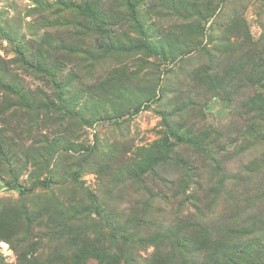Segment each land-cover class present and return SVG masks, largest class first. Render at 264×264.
<instances>
[{"label":"trees","instance_id":"obj_1","mask_svg":"<svg viewBox=\"0 0 264 264\" xmlns=\"http://www.w3.org/2000/svg\"><path fill=\"white\" fill-rule=\"evenodd\" d=\"M232 1L126 0L131 21L140 35L138 38L121 30L123 23L119 22L121 18L114 7L59 2L56 7L59 16H63L65 23L73 30L78 29V39L70 44L61 41L56 47L52 38L44 37L43 41L48 46L45 50L39 48L40 43L35 46L31 41L17 46L20 60L27 68L49 77L54 91L51 95L45 90L27 89L20 82L13 84L11 89L9 83H5V80H9L10 72L3 68L0 84L16 95L20 102L16 111L7 116H4L5 113L16 103L9 100L6 105H0V122L4 126L0 130V173L15 177L9 181L3 180L8 187L18 189L21 194L37 187L50 190L54 205L58 208L48 223L51 239L67 236V244L83 241L81 227L94 220L110 229L111 240L115 244L118 242L117 236L130 245L166 241L170 252L158 255L156 264H163L167 260L181 264L198 263V250L207 243L213 245L212 252L219 256L223 264H236L239 259H244L248 264H264V217H257L250 208H241L229 201L226 211H236L227 217L229 222L221 225V217L217 221L213 218L219 199L216 194L223 188L225 197L234 200L233 183L234 189H238L248 181V186L243 188L247 202L254 196L264 195V162H258L264 160V153L258 151V148L264 147V22L261 24L260 39L253 41L241 13L236 10H231L230 14L223 13ZM67 10L80 16L66 15ZM165 15L182 18L183 21L161 31L156 28L152 18ZM258 16L264 18V2L259 4ZM221 17L227 18L228 23ZM91 30H97L95 37L86 36ZM56 49H63L64 52L51 51ZM131 53H138L141 58L135 60L137 64L155 62H150V58L155 57L179 62L182 66L178 68L182 70H170L173 78H166L159 87L162 79L145 77L149 75V69L128 70L125 65L133 57L129 56L126 60L118 59V66L110 69L105 80H101L102 76H95L98 69L107 71L108 66L104 67L103 63L109 61L110 57ZM204 55L207 56L205 61L202 60ZM68 63H75L76 66L83 63L80 71L94 80L81 81L82 76L75 70L65 75ZM95 65L101 67L95 68ZM118 68V72L126 75L128 81L137 83L133 86L122 84V79L116 74ZM185 80L204 87L206 93H211L213 97L221 96L235 103L236 114L240 119H245L243 125L237 128L235 137L213 128L198 127L195 123L187 124V117H193L198 111V101L189 98L188 101L177 102L174 98L179 94L175 89L177 82ZM53 95L56 99L51 98ZM156 101L168 106L159 110L165 133L159 145L161 151L153 156L154 159L151 158L152 151L148 150L143 162L135 160V165L134 162L128 166L124 162L119 165L114 161L122 159V156L118 157L116 151L101 150L95 143L90 148H84L85 154L77 162H72V157L69 160V155L80 149L71 138L72 134L66 133L74 121L89 124L90 117L87 115L91 114L96 120L107 119L122 124L150 108ZM192 107L193 110L188 113ZM24 110L27 111L26 121L16 125L14 117L23 116ZM52 113L61 114L58 122L62 134H58L54 140L45 137L43 141L47 145L42 148L31 145L25 149L22 143L23 139L25 141L24 134L29 135L36 128L42 115L45 121H49ZM185 113L189 115L184 117ZM126 116L128 118H123ZM14 134H17L16 139ZM186 145L208 155L211 161L208 163L215 174L200 177L196 172L197 167L192 165L189 158L175 150L176 146ZM259 156L263 157L259 159ZM74 165L77 167L73 168ZM29 166L44 174L43 178H36L31 172L30 186L19 178ZM84 167L102 175L101 179L116 172L121 190L113 187V195L119 191L123 193L108 198L102 194L101 188L98 191L86 188L78 180L80 169ZM151 174L164 175L161 176L164 178L162 182L157 183L164 188L173 184L179 187L185 185L183 189L198 186L204 195H194L190 204L205 222L201 221L200 216L197 217L198 223L182 217L175 219L174 212L182 215L184 212L176 209L175 203L151 183ZM70 181L76 186L75 190L78 189L76 196L75 190L68 194L56 192L55 186L63 187ZM212 195L213 198L209 199ZM117 196L119 198L115 199ZM188 214L191 216L192 212L189 210ZM242 215L253 221L251 229L238 224L239 220L243 221ZM150 225L154 228L150 229ZM222 227L223 237L217 233ZM195 232L200 233L198 237ZM245 235L255 236L245 238ZM239 241L242 245H237ZM192 243L198 249H193ZM127 256L129 264H143L138 260V250L129 247ZM74 257L78 260L76 264H81L82 257Z\"/></svg>","mask_w":264,"mask_h":264},{"label":"rangeland","instance_id":"obj_2","mask_svg":"<svg viewBox=\"0 0 264 264\" xmlns=\"http://www.w3.org/2000/svg\"><path fill=\"white\" fill-rule=\"evenodd\" d=\"M125 1L126 0H0V76H2L3 68H7L10 72V77L9 80H5V83H9L11 89L14 86L13 84L20 82L27 89L38 91L45 90L52 95L54 88L49 77L34 71L30 67L27 68L23 61L20 60L19 54L17 53V46L25 41H31L34 42L35 46H38L40 43L39 48L45 50L48 46L45 41H43L44 37L47 39L52 38L53 46L56 47L60 45L61 41L70 44L78 39V29L73 30V27L65 23L64 17L59 16L57 10V4L59 2L76 3L78 5L97 4L99 6L102 4L103 8L114 7V10L119 14L118 17L121 18L119 22L123 23L121 30L138 38L140 35L134 26V22L131 21L130 11L127 5L125 6ZM262 2H264V0H233L229 3L228 7H225L223 13L230 14L231 10H236L238 13H241L247 22L253 41H257L262 34L261 24L264 22V18L258 16L259 4ZM49 6H51V8H49ZM65 14L69 16H80L72 10L65 11ZM221 19L224 20L225 23H228L227 18L221 17ZM152 21L156 28L159 30L161 29V31H166L168 26L180 24L183 19L165 15L153 17ZM207 25H209V23H207ZM96 32L97 30H91L86 36L90 38L93 36L95 37L97 35ZM67 33H71L72 35H68ZM194 37H197L195 33ZM51 51L54 53L64 52L63 49ZM131 54L132 55L127 56L118 55L114 58L110 57L109 61L103 63L104 67L108 66L107 71L103 72L98 69L95 76H102L101 80H105L110 69L118 66L117 60H126L129 56L133 57L129 59L125 65L128 70L132 72L133 70L149 69V75L145 77L153 76L154 78L162 79L159 87L165 83L166 78H173L174 74L170 72V70L175 72H181L182 70L178 68V66L181 65L179 62L175 63V61L173 63L155 57L150 58V62H155L148 64L141 62L137 64L138 59L141 58L138 53ZM132 59L133 61H131ZM202 60H207V56L204 55ZM193 61L196 62L194 59ZM194 64L196 65V63ZM82 65L83 63L77 66L75 63H68L64 74L66 75L71 70H75L82 76L81 81H93V78L91 79V77L84 75V73L80 71ZM99 67H101V65H95V68ZM116 70L117 76L122 79V84L133 86V84L137 83L136 81H128L126 75L118 72L119 68ZM180 76L182 77L183 74H180ZM175 89L179 92V94L174 97L177 102L188 101L189 98L194 99L195 102L198 101V111L195 112L193 117H187L188 125L195 123L201 128H213L223 134H230L232 137L236 136L237 128L243 125V120L245 121V119H240L236 114L237 111L233 101L222 98L221 96L213 97L211 93H206L204 87H198L196 84L186 80L185 82H177V88ZM143 90H145V88ZM51 98L56 99L55 95ZM9 100L15 102L16 106H13L4 116L14 113L20 101L16 95L12 94L11 91H7V89L0 84V105H6V101L9 102ZM123 105L127 106V104ZM133 106L131 110H133ZM167 106L168 105L164 102L156 101L150 108L140 111L132 118H129L123 123L121 122L122 124L107 119L96 120L91 114L87 115L90 117L88 118L89 124H86L84 121H74V125L71 126L66 133L72 134L71 138L80 149L76 152L73 151L72 155L68 157L69 160L71 161L72 157V162H77V160L82 158V155L85 154L84 148H90L94 146L95 143L100 146L99 149L101 150L108 152L116 151L118 157L122 156V159L117 158L114 161L119 165L121 164L120 162H124L126 166L134 162L135 165V160L143 162L145 159L144 156L148 153L146 151L148 150L152 151L151 158L154 159L155 157L153 158V156L158 155L159 151H161L159 145L162 143V137L165 133L162 115L159 110ZM108 108L111 112L113 111L111 107ZM192 110L193 107L189 109L188 113ZM26 113L27 111L24 110L23 116L14 117L15 120H13V122L19 125L21 122L26 121ZM89 113H91V111ZM188 113H185L184 117H186ZM60 115L58 113H52L49 121H45L42 115L41 121L38 122L36 128L29 135L26 133L24 134L26 135L25 141L23 139L22 143L25 145V149L31 145L42 148L44 145H47V143L43 141L45 137L54 140L58 137V134H62L58 122V117ZM127 116L123 118L126 119L128 118ZM3 127L4 126L0 122V130H2ZM7 133H9V131H7ZM16 136L17 134L14 136L15 139ZM175 150L189 158L192 165L197 167L196 172L200 177H206L210 173L215 174L214 170H211L212 166L208 163L211 162L208 155L199 153L188 145L176 146ZM258 151L259 153H264V147L258 148ZM262 157L263 156H259V159ZM258 162H264V160H259ZM72 167L76 168L77 165ZM31 172L33 177L36 178H43L44 176L43 172L41 173L37 169H34L33 166H29L27 170L19 176L20 181L28 186L31 185ZM111 176L101 179L102 175L84 167L80 169L78 180L83 182V186L94 191H98L99 188H101V191H103L102 194L111 198V196L123 193V191H119L117 194L114 193L113 195L114 188H120L121 190V187L119 184L120 180L117 179L119 175L114 172ZM161 176L164 177L163 174H158L157 176L151 174L149 180H151V183L156 187L157 183L162 182L164 179ZM123 177L125 178V176ZM14 178L15 177H11L5 172L0 173V264H76L78 262V260H75L76 257H74L76 255L82 257L81 264H129L127 261V250L129 247L138 250V260L141 263L156 264L155 259L158 255L160 256L161 254L164 255L170 252V246L166 241L161 240L151 244L134 243L130 245L117 236L118 242L115 244L111 240L110 229L103 224L100 225L96 223L94 220L88 224H83V227H81V237L83 241H72L67 244V236H64V238L58 236L51 239L48 234V223L50 222V216L54 214L58 208L54 205V199L51 196L50 190L37 187L25 194H21L18 189H12L5 183V180L9 181ZM260 183L263 184V182ZM234 184L235 183H233L232 187L235 193L234 200H229L225 197L223 188L216 194L219 195V199L216 201V208L214 207V220L217 221L221 217V225L229 222L227 217L229 215H234L236 212L235 209L228 212L226 211V206L229 201L238 204L241 208H250L252 214L263 218L264 195L254 196L247 202L245 200L246 194L243 188L248 186V181L242 184L238 189H234ZM135 186L136 188L139 187L138 185ZM75 187L76 186L70 181L63 187L55 186V190L59 194H68L72 190H75ZM183 187H179L176 184L171 185L169 188L157 185V189L166 194L175 203V208L184 212L183 215L174 212L173 217L175 219L182 217L186 220L196 221L198 223L199 219H197V217L200 215L194 211L190 203L194 195H199L201 197L204 195V192L199 190L198 186H188L184 189ZM74 192L76 196L78 189ZM134 195H136V193H134ZM118 198L119 196L115 199ZM211 198H213V195L209 199ZM124 205L125 204L121 205L122 209ZM189 210L192 212L191 216L188 214ZM57 217L60 218V215ZM242 217L243 221L239 220L238 224L242 223L244 226L251 229L253 221L243 215ZM201 221L205 222V219L201 217ZM149 228L153 229L154 226L150 225ZM217 233L219 236L223 237V227L221 230H218ZM199 234V232H195V236L198 237ZM254 236L255 235H245V238H252ZM212 238L217 240V238ZM237 245H242L241 241H239ZM191 246L193 249H198L197 245L194 243H192ZM212 250L213 245L207 243L203 249L198 250V263L189 262L188 264H223L219 256L215 255ZM102 254H105V256L102 257ZM236 262V264H248L244 259L236 260ZM163 264L181 263L167 260Z\"/></svg>","mask_w":264,"mask_h":264}]
</instances>
